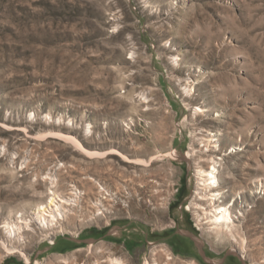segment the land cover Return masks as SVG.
<instances>
[{
	"label": "rangeland",
	"instance_id": "374dc122",
	"mask_svg": "<svg viewBox=\"0 0 264 264\" xmlns=\"http://www.w3.org/2000/svg\"><path fill=\"white\" fill-rule=\"evenodd\" d=\"M172 227L264 264V0H0V264H202Z\"/></svg>",
	"mask_w": 264,
	"mask_h": 264
},
{
	"label": "bare ground",
	"instance_id": "6f19581e",
	"mask_svg": "<svg viewBox=\"0 0 264 264\" xmlns=\"http://www.w3.org/2000/svg\"><path fill=\"white\" fill-rule=\"evenodd\" d=\"M199 112L201 113L203 111L199 110ZM71 140H73V142L76 144L77 147H80L81 149L84 150V147L79 141L75 139H71ZM214 140H215V143H213ZM217 140L214 138H210V141L207 142L208 145L206 146L207 147L206 152L212 154L209 167L208 168H205L203 166L199 167L197 172H198L200 189L205 191L204 195L201 198L203 200H206L210 204L209 207H211L209 211L210 222H212V224L217 227H222V228L226 227L229 229L231 228V225L235 224L236 216L233 214V206H235V204L233 205V202L229 201L225 205H220V202H223V196L221 195V192L219 191V188L221 187L220 168L222 165L221 162L223 161V158L213 157L217 154V152L220 151V146L218 145L219 143ZM209 145H212L213 149L210 148L211 146ZM235 152H237V148H233L232 153H235ZM112 154L121 155L117 151H114ZM93 155H97V154L95 153ZM186 158H188V156H186ZM131 162L134 163V161H131ZM137 163L143 164L145 162L138 161L136 162V164ZM60 202H65V200H63V198L61 199L60 196L54 193V197L50 200L49 207H43L39 211L38 219L39 221L42 222V224L47 225V227H50V226H53L55 222H58L60 221V219L65 218L66 208ZM8 226L11 230V233H15V234L19 232L22 228L21 226H17V225L16 226L8 225ZM11 252L9 251L10 254H12ZM26 261L27 263H29L28 257H26ZM112 261L115 264H122V261L119 259H113Z\"/></svg>",
	"mask_w": 264,
	"mask_h": 264
},
{
	"label": "flooded vegetation",
	"instance_id": "af4514ba",
	"mask_svg": "<svg viewBox=\"0 0 264 264\" xmlns=\"http://www.w3.org/2000/svg\"><path fill=\"white\" fill-rule=\"evenodd\" d=\"M182 228L172 227L168 232V242L171 244L173 254L193 256L196 254L201 260L202 264H244V257L238 254H223L222 263L212 259L214 250L211 248H203L198 240L192 236V231L184 233ZM186 231V230H185ZM102 231L89 229L83 237L79 238L78 241H85L86 239H93L103 236ZM82 245V244H81ZM235 252V251H232Z\"/></svg>",
	"mask_w": 264,
	"mask_h": 264
},
{
	"label": "water",
	"instance_id": "95a60500",
	"mask_svg": "<svg viewBox=\"0 0 264 264\" xmlns=\"http://www.w3.org/2000/svg\"><path fill=\"white\" fill-rule=\"evenodd\" d=\"M86 242L85 241H83V242H81V241H78V244H85ZM243 260V259H242ZM221 263H222V261H221Z\"/></svg>",
	"mask_w": 264,
	"mask_h": 264
}]
</instances>
